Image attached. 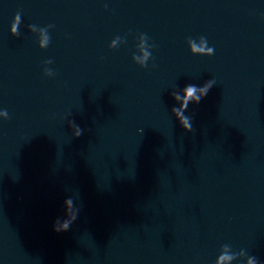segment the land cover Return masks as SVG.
Instances as JSON below:
<instances>
[{"label": "water", "instance_id": "water-1", "mask_svg": "<svg viewBox=\"0 0 264 264\" xmlns=\"http://www.w3.org/2000/svg\"><path fill=\"white\" fill-rule=\"evenodd\" d=\"M0 264H88L0 159Z\"/></svg>", "mask_w": 264, "mask_h": 264}, {"label": "clouds", "instance_id": "clouds-1", "mask_svg": "<svg viewBox=\"0 0 264 264\" xmlns=\"http://www.w3.org/2000/svg\"><path fill=\"white\" fill-rule=\"evenodd\" d=\"M15 28H16V25L13 24V30H15ZM193 50L197 51V52H203L204 51L203 48H195V47L193 48ZM207 51L209 53H212L213 49L209 48ZM195 93H196V86L195 85L186 86V88H185V98H184L185 102L182 105V107H186L187 106V101L190 100V99H193V98H195L197 100V102H199L200 98L196 97ZM204 95H207V88H205V90H204ZM176 98L179 99L178 96ZM176 111L177 110L175 108H173V112H176ZM6 114L7 113L5 112V115ZM179 124L185 131H192L193 130L192 124L190 123V118L189 117H184L183 119H180L179 120ZM69 126L75 128V131L73 133L74 137L78 138L79 136L82 135L83 130L79 126L74 125L73 122H69ZM64 210H65V218L57 219L54 222V230L57 231V232L68 231L70 229L71 225L73 224V222L77 219L79 211H80L79 207L75 206L73 197H68V198L65 199V201H64ZM229 259H231V257L222 256L220 258L221 261H225V260H229Z\"/></svg>", "mask_w": 264, "mask_h": 264}]
</instances>
